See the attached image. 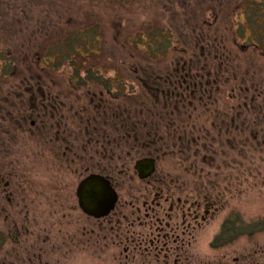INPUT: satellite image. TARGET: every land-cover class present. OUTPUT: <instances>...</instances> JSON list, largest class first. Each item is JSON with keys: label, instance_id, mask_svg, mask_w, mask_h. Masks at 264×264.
<instances>
[{"label": "rangeland", "instance_id": "374dc122", "mask_svg": "<svg viewBox=\"0 0 264 264\" xmlns=\"http://www.w3.org/2000/svg\"><path fill=\"white\" fill-rule=\"evenodd\" d=\"M254 4L264 11V0H0V107L20 95L11 115L0 111V127L20 126L17 112L32 134L43 125H30L40 100L60 95L63 113L87 119L89 142L102 125L104 143H128L119 161L108 152L105 163L131 173L132 158L155 153L168 188L213 201L215 217L195 244L199 259L264 264V53L236 47L255 30L247 25L260 17ZM95 27L88 48L83 35L68 33ZM155 31L169 37L166 56H152L139 38ZM65 42L80 46L77 66L51 52Z\"/></svg>", "mask_w": 264, "mask_h": 264}, {"label": "flooded vegetation", "instance_id": "af4514ba", "mask_svg": "<svg viewBox=\"0 0 264 264\" xmlns=\"http://www.w3.org/2000/svg\"><path fill=\"white\" fill-rule=\"evenodd\" d=\"M49 95L36 107L30 125H43L31 135L17 112L20 126L0 127V264H212L199 259L195 244L215 217L213 201L168 188L166 173L156 174L155 153L132 158L131 173L105 163L108 152L119 161L128 143H104L102 125L89 142L87 119L76 120L77 110L66 115L61 96ZM9 97L0 107L5 115L20 104L19 94ZM120 170L135 183L125 184Z\"/></svg>", "mask_w": 264, "mask_h": 264}, {"label": "trees", "instance_id": "16d2710c", "mask_svg": "<svg viewBox=\"0 0 264 264\" xmlns=\"http://www.w3.org/2000/svg\"><path fill=\"white\" fill-rule=\"evenodd\" d=\"M252 6H254V7L256 6V8H255L256 12L257 11L259 12L260 17L257 19H253V20L247 19V25H250V21H251V23H253L252 27L255 24V27H254L255 30H250L248 35L246 36V38L243 39V43L241 45H238V46L236 45V47L239 50L243 51L244 49L251 46L253 49L260 50L261 52L264 53V11L260 10L259 5H256V4L251 5L250 9H252ZM257 6L259 7V9H257ZM248 11L249 10H247L245 13H248ZM250 29H251V27H250ZM88 32H89V36L87 39V38H85V34H87ZM98 32H99L98 28L95 27L93 29L86 28L84 30H74L72 32L69 31L68 33H71L72 35H76V33L81 34V36L83 35L82 36L83 39H82L81 43L83 44V46L85 48H88V43L92 39L96 40ZM90 33H95V34H92V36H91ZM139 38H140V40H142V43L145 44V47H146L148 53H151V55L155 56V57L166 56L168 53V50L171 48L169 45V41H170L169 37L165 33H159L158 31H155L152 34L150 33L148 35H142ZM86 39L88 41L87 44H86ZM201 43H203V41ZM207 43H209V42H207ZM85 44L87 46H85ZM76 45L77 44H75V43L71 44V43L65 42V44H60L57 47L53 48V50L51 52L54 51V53H57V52L59 53L58 56L61 57L59 59V63L64 64V62L66 61L68 64H73V65L77 66L76 64H78L80 59H82L80 56V54H82V53L79 51L80 46H76ZM201 46H204V47L206 46L205 48L208 49V53H212L213 50H211V49H213V47L210 48V46H213V45L211 43H209L207 45H201ZM201 51L204 52L203 48L201 49ZM193 55H194V53H193ZM53 60H54V58L53 59L50 57L47 58V61H51L50 63H52ZM195 60L196 59L194 58V59H191L190 61H187V62L194 64ZM75 66H74V70H75V72H78L80 70V67L77 68ZM93 79L97 80V78H94V77H93ZM240 233H242V229H241ZM240 233H237V234H240Z\"/></svg>", "mask_w": 264, "mask_h": 264}, {"label": "water", "instance_id": "95a60500", "mask_svg": "<svg viewBox=\"0 0 264 264\" xmlns=\"http://www.w3.org/2000/svg\"><path fill=\"white\" fill-rule=\"evenodd\" d=\"M148 166H149V167H148V169H147V171H146L147 173H149V172H151V171L153 170V165L148 164ZM140 172H141V170H140ZM147 173H146V174H147ZM142 176H145V174L142 173ZM106 183H107V182L104 183V184H105V187H107V184H106Z\"/></svg>", "mask_w": 264, "mask_h": 264}]
</instances>
